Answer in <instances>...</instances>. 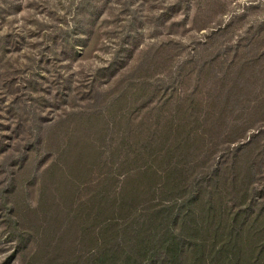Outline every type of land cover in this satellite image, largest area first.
<instances>
[{
	"label": "rangeland",
	"instance_id": "obj_1",
	"mask_svg": "<svg viewBox=\"0 0 264 264\" xmlns=\"http://www.w3.org/2000/svg\"><path fill=\"white\" fill-rule=\"evenodd\" d=\"M240 159L263 189L264 0H0V264H87L128 176L176 204Z\"/></svg>",
	"mask_w": 264,
	"mask_h": 264
},
{
	"label": "trees",
	"instance_id": "obj_2",
	"mask_svg": "<svg viewBox=\"0 0 264 264\" xmlns=\"http://www.w3.org/2000/svg\"><path fill=\"white\" fill-rule=\"evenodd\" d=\"M185 139L183 147L180 145L182 148L192 141L190 134ZM253 139L255 136L236 147L233 153L244 152L253 145ZM178 144L168 149L162 142L160 146L156 144L157 149L151 156L160 168L156 166L152 170L153 166L145 162L138 170L135 165V172H128L135 175L141 172L144 179L151 172L160 178L164 175L168 180L166 186L170 185V191L174 192L175 186L170 180L175 178L178 166L171 164L164 169L161 161L167 156L171 159L180 150ZM256 156L259 158L262 153ZM241 162L237 160L230 175L221 177L222 180L219 178L221 166L215 173L201 176L202 179L195 177L193 187L182 190H191L190 198L176 204H165L169 201L158 204L157 200L146 204L140 198L149 194L146 185L140 189L141 183L136 184L135 178L128 176L123 197L110 200L113 207L110 212L119 219L105 224L101 209L81 214L101 223L93 240L97 249L87 264H264V188L252 183L253 165L242 166ZM226 186L232 189L233 200L227 199L223 189ZM102 200L106 201L107 196L98 202Z\"/></svg>",
	"mask_w": 264,
	"mask_h": 264
}]
</instances>
